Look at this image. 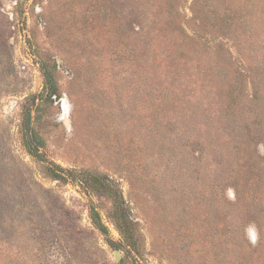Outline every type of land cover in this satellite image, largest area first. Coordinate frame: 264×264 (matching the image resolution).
Returning <instances> with one entry per match:
<instances>
[{"label":"rangeland","instance_id":"374dc122","mask_svg":"<svg viewBox=\"0 0 264 264\" xmlns=\"http://www.w3.org/2000/svg\"><path fill=\"white\" fill-rule=\"evenodd\" d=\"M0 264H264V0H0Z\"/></svg>","mask_w":264,"mask_h":264},{"label":"trees","instance_id":"16d2710c","mask_svg":"<svg viewBox=\"0 0 264 264\" xmlns=\"http://www.w3.org/2000/svg\"><path fill=\"white\" fill-rule=\"evenodd\" d=\"M42 70H43V74H44L45 87L48 91L49 98H51L52 96H54L58 93L57 83L54 79L53 72L47 66H43ZM30 135L31 136L28 137V139L26 141V147L29 150L30 154H32L33 156H35L37 158H41L42 156L39 153V148L42 147V143H40V140L36 138L33 130L30 131ZM50 170H51L50 177H52L53 179L58 180V181H65V182H67L69 180V178L64 175L65 171L62 168H59L56 166L53 169L50 168ZM71 173H70V175H71ZM72 177L76 178L82 187H86V184L88 186L87 180H83L82 178L80 179V178H78V176H75V175H73ZM95 181L97 182L96 183L97 185L101 186L102 188H106L105 185L100 181V179L95 178ZM122 219H123V222H117V227H118L120 233L128 241L129 246L134 248V246L132 245V242H131L132 238L125 236L126 235L125 234L126 233V229H125L126 223H124L125 222L124 221V219H125L124 211L122 212ZM91 220L93 222V225L97 228V230H99L105 236L108 235V229L106 228V226L102 222L100 214L95 209L91 210Z\"/></svg>","mask_w":264,"mask_h":264},{"label":"water","instance_id":"95a60500","mask_svg":"<svg viewBox=\"0 0 264 264\" xmlns=\"http://www.w3.org/2000/svg\"><path fill=\"white\" fill-rule=\"evenodd\" d=\"M116 259L118 260V252L115 253Z\"/></svg>","mask_w":264,"mask_h":264}]
</instances>
